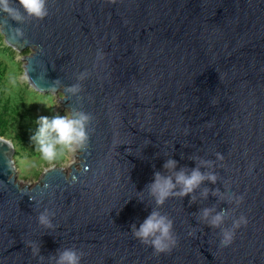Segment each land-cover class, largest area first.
<instances>
[{"label":"water","instance_id":"1","mask_svg":"<svg viewBox=\"0 0 264 264\" xmlns=\"http://www.w3.org/2000/svg\"><path fill=\"white\" fill-rule=\"evenodd\" d=\"M80 163L17 178L0 264H264V0H0Z\"/></svg>","mask_w":264,"mask_h":264},{"label":"rangeland","instance_id":"2","mask_svg":"<svg viewBox=\"0 0 264 264\" xmlns=\"http://www.w3.org/2000/svg\"><path fill=\"white\" fill-rule=\"evenodd\" d=\"M15 50L13 57L14 61L18 63L19 72L14 67V73L11 72L9 74L7 88L10 89L11 93L16 90L14 85L17 83L26 88L30 96L24 95H26L30 104L34 106L32 111L34 116L33 121L35 125L41 124V126H44L42 127V131L45 132L46 136L40 138L41 143L38 144L37 147L29 145L24 147L23 143L20 145L16 144L18 154H16L15 159L14 152V160L17 178L20 183L22 185L28 183L36 184L41 180L44 172L51 167L59 166L69 173L74 164H79V152L77 151L78 143L71 123L70 111L64 107L61 101L64 95L61 92L43 93L35 90L26 77L24 67L26 64L25 56L30 55L33 51ZM14 61L13 64L16 65ZM34 91L37 93H34ZM17 132L20 131H16V133ZM10 137L5 138L12 141ZM44 147H46V149Z\"/></svg>","mask_w":264,"mask_h":264},{"label":"trees","instance_id":"3","mask_svg":"<svg viewBox=\"0 0 264 264\" xmlns=\"http://www.w3.org/2000/svg\"><path fill=\"white\" fill-rule=\"evenodd\" d=\"M4 39V35L0 31V136H11L10 139H12L14 144L16 159V154H18L16 144L20 145L23 143L24 147L27 145L37 147L41 143L40 138L45 137L46 134L42 131L44 126H41V124L35 125L33 121L32 111L34 106L30 104L26 97V95L30 96L26 88L19 83L14 85L16 90L12 93L7 88L9 74L11 72L14 73L15 69L18 71L19 68L13 57L16 51L15 48L7 45ZM13 61L16 65L13 64ZM34 93L37 92L34 91ZM16 131L20 132L16 133ZM44 148L46 149V147Z\"/></svg>","mask_w":264,"mask_h":264},{"label":"bare ground","instance_id":"4","mask_svg":"<svg viewBox=\"0 0 264 264\" xmlns=\"http://www.w3.org/2000/svg\"><path fill=\"white\" fill-rule=\"evenodd\" d=\"M73 130H74V128H73Z\"/></svg>","mask_w":264,"mask_h":264}]
</instances>
